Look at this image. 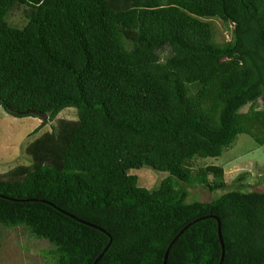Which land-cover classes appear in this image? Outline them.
<instances>
[{"label": "trees", "instance_id": "16d2710c", "mask_svg": "<svg viewBox=\"0 0 264 264\" xmlns=\"http://www.w3.org/2000/svg\"><path fill=\"white\" fill-rule=\"evenodd\" d=\"M0 106L76 109L0 178V225L46 240L54 264L106 245L94 264H162L175 237L166 264H218L217 220L220 264H264V188L193 164L240 133L264 143V0H0ZM142 166L168 174L138 186Z\"/></svg>", "mask_w": 264, "mask_h": 264}, {"label": "rangeland", "instance_id": "374dc122", "mask_svg": "<svg viewBox=\"0 0 264 264\" xmlns=\"http://www.w3.org/2000/svg\"><path fill=\"white\" fill-rule=\"evenodd\" d=\"M18 11L13 13L12 21H19ZM208 20V19H207ZM214 27L215 40L230 38L231 25L218 18L209 19ZM247 106L244 107L246 109ZM57 118L76 119L74 107L63 108L53 120L41 121L37 115L14 116L0 106V178L10 177L6 172L14 166L31 162L26 152L27 145L36 137L48 132ZM38 129L34 133L33 129ZM194 167L206 164L223 166L227 188L235 189L240 184H248V189L264 188V143L258 144L249 134L240 133L220 156L196 158ZM129 173L137 176V185L146 188L157 187L168 174L148 166L132 168ZM244 173V177L242 174ZM190 197L209 200L223 192H208L202 186L189 188ZM43 239L31 236L24 228L0 225V264H54L43 250L49 248ZM44 253V255H43Z\"/></svg>", "mask_w": 264, "mask_h": 264}, {"label": "water", "instance_id": "95a60500", "mask_svg": "<svg viewBox=\"0 0 264 264\" xmlns=\"http://www.w3.org/2000/svg\"><path fill=\"white\" fill-rule=\"evenodd\" d=\"M22 114H27V113H31V114H34V115H37L39 118H41V121H45L47 118H48V114L46 112H41V111H37V110H34V109H31V108H28V109H25V110H21V111H18ZM86 224H89V225H92L91 223L89 222H86V221H82ZM186 227V226H185ZM217 232H218V238H219V241H220V245H221V256H220V260H219V263H221L222 261V258H223V255H224V244H223V239H222V235H221V231H220V222L217 220ZM179 234V233H178ZM177 234V235H178ZM176 238V237H175ZM174 238V239H175ZM172 239L168 245V247L166 248L165 252H164V255H163V260H162V264H166V259H167V254H168V250L173 242ZM107 248V245L103 248V250L99 253V255L95 258L94 262L92 264H94L98 258L102 255V253L104 252V250Z\"/></svg>", "mask_w": 264, "mask_h": 264}]
</instances>
